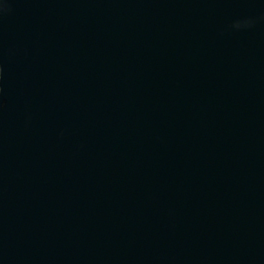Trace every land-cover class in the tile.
<instances>
[{"label":"water","instance_id":"1","mask_svg":"<svg viewBox=\"0 0 264 264\" xmlns=\"http://www.w3.org/2000/svg\"><path fill=\"white\" fill-rule=\"evenodd\" d=\"M0 264H264V0H0Z\"/></svg>","mask_w":264,"mask_h":264},{"label":"clouds","instance_id":"2","mask_svg":"<svg viewBox=\"0 0 264 264\" xmlns=\"http://www.w3.org/2000/svg\"><path fill=\"white\" fill-rule=\"evenodd\" d=\"M252 23V21L245 19V20H241V21H236L233 23L232 27L236 28V29H240V28H244V27H248L250 26Z\"/></svg>","mask_w":264,"mask_h":264}]
</instances>
